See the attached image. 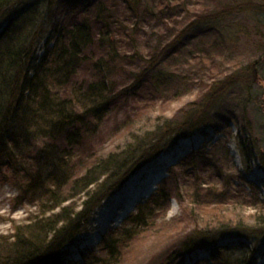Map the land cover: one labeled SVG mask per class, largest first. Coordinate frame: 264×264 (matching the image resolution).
Returning <instances> with one entry per match:
<instances>
[{
    "label": "trees",
    "instance_id": "trees-1",
    "mask_svg": "<svg viewBox=\"0 0 264 264\" xmlns=\"http://www.w3.org/2000/svg\"><path fill=\"white\" fill-rule=\"evenodd\" d=\"M218 1L208 2L214 4L210 9L204 0H0V174H8L20 194H30L42 208L52 203L45 212L83 199L79 212L76 204L49 217L43 212L42 219L15 226L13 235H0V264H74L69 247L85 235L105 200L180 140L206 134L226 90L264 82L248 74L264 63V54L240 70H209L206 80L180 71L196 66L200 71L206 60L213 62L212 50H193L206 38L195 33L203 26L218 34L217 25L235 9L264 11L250 2L222 8ZM14 9L19 12L12 14ZM194 86L195 99L179 111L180 120L158 116L105 156L92 147L95 126L105 114L127 109L129 99L148 95L168 104ZM260 98L264 113V91ZM148 108H140L136 118ZM126 119L124 130L138 122ZM224 145L219 139L211 150L195 149L180 161V172L171 168L154 193L136 205L135 214L104 235L101 255L82 252L85 262H126L140 235L174 199L187 220L169 223H187V228L170 236V247L152 264H182L198 250L208 258L194 264H256L264 245V204L258 207L257 199L249 202L233 188L238 177L227 164ZM237 145L249 173L255 147L239 137ZM258 155L264 169V154L259 150ZM251 206L254 213L246 215ZM227 238L239 240L221 244Z\"/></svg>",
    "mask_w": 264,
    "mask_h": 264
},
{
    "label": "rangeland",
    "instance_id": "rangeland-1",
    "mask_svg": "<svg viewBox=\"0 0 264 264\" xmlns=\"http://www.w3.org/2000/svg\"><path fill=\"white\" fill-rule=\"evenodd\" d=\"M204 2L205 5L206 3L208 5L210 4V9L214 8V4L208 3L212 2V0H204ZM218 2L222 8L228 5L236 6L235 8H237L238 6H241L242 3L250 2L255 4L256 7L264 9V0H219ZM239 11L240 9H235L226 18H223V20H226L217 25V30L219 31V33L217 32L218 34L206 32L205 26L202 27L203 30L200 32H195L196 35H200V37L204 36L206 38L202 39L200 47H193V50H201L203 52L204 50L209 49L212 50L211 52L215 56H213V58L211 57L213 62L206 60V63L201 66L202 69L200 71H198V66H196L187 69L181 68L180 71H182V73L186 75L190 74L192 77H202L203 80H206L210 77L209 70H211V72L230 69L232 71L240 70L251 62L257 61L258 57L261 58L260 56L264 54V11ZM18 12V9H14L12 14ZM2 25L4 24H0V28ZM211 34L212 38L209 36ZM232 35L234 37L229 40L228 36ZM46 39H48L47 36L41 45L38 46L36 51L37 56H42L45 49ZM213 39L215 42L214 44H216L215 47L208 48L203 45V42L207 44ZM252 72L255 78L260 77L264 80V63L253 68V70H249L248 74H251ZM245 74H247V72ZM195 87L196 86H194V88L187 94L180 96L179 99L171 101L168 104H163L160 101L156 102L155 99L152 101L148 95H142L140 101L129 99L128 101L130 104L127 109L119 110V114L115 115L105 114L102 118V122L95 126L94 133L89 137L92 147L98 151V153L105 156L106 154L113 153L123 147L125 142H128L132 135H139L140 129L144 128V126L151 125L154 119L158 116L164 115L174 120H180L181 116H179V111L185 109L188 104L195 99L197 94ZM178 88V92L182 93L184 87L179 86ZM263 91L264 82L239 83L226 90L224 94L221 95L215 108L216 114L214 115V125L205 129L204 133L206 134L195 133L188 138L193 142L191 150L181 157L174 165L168 168L167 175L164 178L169 175V170L171 168L180 172L182 170V165H179L180 161L187 157L193 150L202 148L206 151L211 150L212 146L214 144L216 145L217 140L221 139L225 142L224 146L228 151L226 156L227 164H229V168L232 170L233 174L238 177L233 181V188L235 190L240 188L242 190L241 194L243 197L246 196L245 198L247 201L256 202L257 199L259 201L258 207L263 206L264 169L258 155L259 150L264 154V113L259 107L262 103L260 96ZM145 98L146 100L143 102ZM143 107L148 108V111L141 113V115L136 118L137 114H140L141 112L140 108ZM126 115L131 121H136L138 119V122H135L133 127L129 130L127 129L128 131L123 129V124L127 121ZM228 130L231 134H227ZM238 137L246 138L247 143L253 144L255 147V152L250 158L249 166L251 170L249 173L245 171L244 161L238 149ZM182 140H180L177 145ZM177 145L168 152L161 154L151 163L147 164L133 177L139 176L141 180L143 177L141 175L142 172L149 171L161 156H165L173 151ZM218 151L220 154L223 149L218 148ZM224 156L225 155H223V157ZM132 178L129 179L115 195L101 204L98 210L90 218V225L85 232V235L83 234L78 237L69 247V258L74 264H87L82 255V252H86L87 250H93V252H96L95 254L97 256L101 255L97 250L104 235L112 229L120 226L126 220L125 218V220L122 221L119 217L124 210V203L113 206L112 199L127 188ZM140 180L137 183L134 192H136L137 189L144 187V180ZM147 198H141L138 203L145 201ZM82 201L83 199H80L79 201V197H76V199L66 201L61 207L56 208L53 211L45 212L47 208L52 207V203H44L45 208H42L41 205L43 203L41 201L39 203L38 200L34 202L30 197V194L21 195L19 189L10 182L9 175L4 174L3 172L0 174V235H13L15 226L27 223L28 220L42 219L43 212H45L46 217H49L58 213L61 208H68L69 206H72V204H76L75 211L79 212L81 210ZM254 211V207L251 206L246 208L245 214L254 213ZM135 212L136 209H134L129 215L131 216L135 214ZM174 219H182V222L187 220L185 216H182L179 204L172 199L170 200L168 209L164 215L156 219V224L151 228H148L146 230L147 233L144 231V234L142 233L143 235H140V238L137 239L135 245L130 251L129 259L126 260V262L122 261V264H152L153 259L158 253L163 252L170 247V243L172 242L170 236L177 231L182 233L187 228V223L180 222L178 225L169 223ZM145 220H147V218ZM238 240L239 239L237 238H227L222 240L221 244L232 246L236 245ZM243 242L249 246L247 242ZM204 258L207 259L208 254L205 251L198 250L187 255L182 264H194L198 260ZM256 260V264H264V245L256 256Z\"/></svg>",
    "mask_w": 264,
    "mask_h": 264
},
{
    "label": "bare ground",
    "instance_id": "bare-ground-1",
    "mask_svg": "<svg viewBox=\"0 0 264 264\" xmlns=\"http://www.w3.org/2000/svg\"><path fill=\"white\" fill-rule=\"evenodd\" d=\"M192 145L193 142L191 139H183L173 151L165 156H161L149 171L142 172L141 175L143 177L141 180H144L143 188H139L134 192L135 187L140 180L139 176H135L132 178L127 188L112 199L113 206L124 203V210L119 216L122 221L134 211L141 198H147L155 191L157 185L167 175L168 168L174 165L181 157L186 155L187 152L191 150Z\"/></svg>",
    "mask_w": 264,
    "mask_h": 264
}]
</instances>
